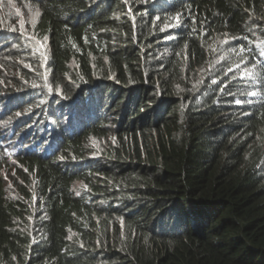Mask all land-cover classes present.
Returning <instances> with one entry per match:
<instances>
[{
	"label": "trees",
	"instance_id": "1",
	"mask_svg": "<svg viewBox=\"0 0 264 264\" xmlns=\"http://www.w3.org/2000/svg\"><path fill=\"white\" fill-rule=\"evenodd\" d=\"M0 264H264V0H0Z\"/></svg>",
	"mask_w": 264,
	"mask_h": 264
},
{
	"label": "rangeland",
	"instance_id": "2",
	"mask_svg": "<svg viewBox=\"0 0 264 264\" xmlns=\"http://www.w3.org/2000/svg\"><path fill=\"white\" fill-rule=\"evenodd\" d=\"M12 105V102H9V103H4V108H8Z\"/></svg>",
	"mask_w": 264,
	"mask_h": 264
},
{
	"label": "snow or ice",
	"instance_id": "3",
	"mask_svg": "<svg viewBox=\"0 0 264 264\" xmlns=\"http://www.w3.org/2000/svg\"><path fill=\"white\" fill-rule=\"evenodd\" d=\"M177 19H179V18H177Z\"/></svg>",
	"mask_w": 264,
	"mask_h": 264
}]
</instances>
